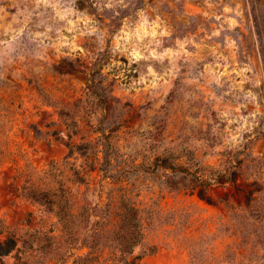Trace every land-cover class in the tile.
Instances as JSON below:
<instances>
[{
	"label": "rangeland",
	"instance_id": "rangeland-1",
	"mask_svg": "<svg viewBox=\"0 0 264 264\" xmlns=\"http://www.w3.org/2000/svg\"><path fill=\"white\" fill-rule=\"evenodd\" d=\"M124 196L130 264H264V0H0V264H73Z\"/></svg>",
	"mask_w": 264,
	"mask_h": 264
},
{
	"label": "trees",
	"instance_id": "trees-1",
	"mask_svg": "<svg viewBox=\"0 0 264 264\" xmlns=\"http://www.w3.org/2000/svg\"><path fill=\"white\" fill-rule=\"evenodd\" d=\"M94 88L95 85L92 83L90 89ZM224 176L226 177L225 174L221 175V177ZM227 179H232V175L228 176ZM199 197L210 202L202 191L199 192ZM120 208L122 214L117 227L111 231L105 229L94 230L92 235L82 245L89 250V253L85 256L77 257L73 264H130L129 258L139 248L142 249L145 246L144 251L139 254V258L157 252L158 248L156 245H148L146 243L143 210L133 202L131 197L126 196L122 197ZM146 211L149 213L150 208L146 209ZM14 248L15 241L13 239L0 243V257L9 255ZM100 250L110 252L111 258L101 259L96 255V252Z\"/></svg>",
	"mask_w": 264,
	"mask_h": 264
}]
</instances>
